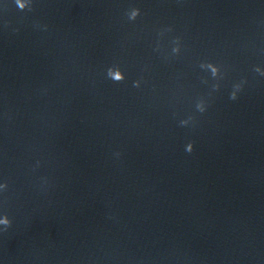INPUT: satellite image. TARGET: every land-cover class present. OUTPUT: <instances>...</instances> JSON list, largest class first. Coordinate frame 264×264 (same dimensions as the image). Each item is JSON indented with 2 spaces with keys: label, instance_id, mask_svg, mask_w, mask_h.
Returning a JSON list of instances; mask_svg holds the SVG:
<instances>
[{
  "label": "water",
  "instance_id": "water-1",
  "mask_svg": "<svg viewBox=\"0 0 264 264\" xmlns=\"http://www.w3.org/2000/svg\"><path fill=\"white\" fill-rule=\"evenodd\" d=\"M257 68L264 0H0V264H264Z\"/></svg>",
  "mask_w": 264,
  "mask_h": 264
},
{
  "label": "clouds",
  "instance_id": "clouds-1",
  "mask_svg": "<svg viewBox=\"0 0 264 264\" xmlns=\"http://www.w3.org/2000/svg\"><path fill=\"white\" fill-rule=\"evenodd\" d=\"M17 6L19 7L20 10H25V9H29L30 10V3L31 0H26V4H22L20 2V0H16ZM128 15V19L130 21H135L140 15V9L139 8H133L130 10V12L127 14ZM168 31H171V29H168ZM173 44L175 45L172 48V54L173 55H179L181 48H180V39L177 37L173 40ZM200 68L206 71H209L211 73V76L213 79H217L221 77V70L220 67H218L217 65L213 64V63H201L200 64ZM256 71L258 73H260V75L264 76V71H261L259 68L256 69ZM107 77L112 80L114 83H123L126 79L124 71L120 68L119 65H114L112 67H109L107 70ZM206 82V81H205ZM244 82H242L241 84H237L234 86V90L232 91L231 95H230V99L235 101L238 99V93L242 90V84ZM141 86V81L140 80H136L133 82V87L135 88H139ZM214 90H219V84L213 85ZM197 109L198 111H200L201 113H203L204 111H206V107L203 101H201L200 103L197 104ZM189 123L188 120H183L181 121V125L182 126H186ZM189 153H191L193 151V146L192 144H189L187 146L186 149ZM7 184H3L0 185V189L6 190L7 189ZM0 225H3L5 229H7L8 227L11 226V221L9 220V218L7 217V215H5L2 219H0Z\"/></svg>",
  "mask_w": 264,
  "mask_h": 264
}]
</instances>
